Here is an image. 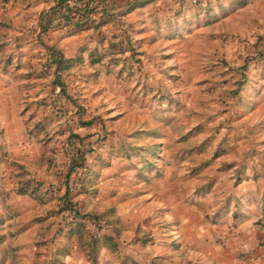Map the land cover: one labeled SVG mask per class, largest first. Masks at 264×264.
<instances>
[{"label": "crops", "instance_id": "0c3cea01", "mask_svg": "<svg viewBox=\"0 0 264 264\" xmlns=\"http://www.w3.org/2000/svg\"><path fill=\"white\" fill-rule=\"evenodd\" d=\"M118 1L123 3L128 0ZM244 1L240 4V0H155L127 13L126 23L111 22L101 29H88L70 34L67 27H58L56 20L45 27L46 22L42 21V17L53 4L52 0H0V120L3 125H14L15 119L10 120L6 113L17 109V93L31 88L27 81H38L34 85L40 82L48 84L49 91L45 88L39 93L41 96L51 92L52 76L45 70L48 45L60 48L68 57L84 56V68L70 73L67 80L70 91L79 95L83 105L88 106L85 86L90 80L98 77V73H92L96 71L95 66L100 67L101 64L104 68L99 77L104 79L112 76L119 81L120 89L123 87L122 83L128 81V76L132 74H119V67L114 64L106 66L109 64L106 60L92 64L90 47L97 46L99 50L105 51L116 43L127 48L129 32L136 50L140 52L141 60H144V56L154 53L158 47L167 43L170 45L175 41L170 37L171 34L167 37L172 39L164 41L165 32H170L172 28H180L183 27L182 24L192 22L193 26H187L194 32L191 35H197L196 31L201 30L209 31L211 35L218 26L221 30L224 28L226 21L223 19L229 14L231 7L232 10L239 8L236 13H243L255 6L264 7V0H252L254 3L251 0ZM44 4L46 6H43ZM257 11L255 13L259 15ZM218 21L220 24H217ZM197 22L200 24L196 25ZM43 27L46 29L40 33ZM251 28L253 33L248 37L253 43L251 47L255 48L257 45L259 49H264V25L253 24ZM124 55L128 56V50ZM125 90L128 92V88ZM247 91L242 90L241 110H244L245 105L251 106L246 107V112H242L238 124L240 133L232 141L236 142L238 151L226 152L212 158L203 171L197 169L196 165L192 166L197 157L192 151H174L173 155L185 159L186 166L178 164V161L173 166L166 165L157 170L159 175L154 177L151 183H144L141 179L148 168L143 167V162L140 163L142 166H136L133 163V154L128 157H124L123 153L114 156L110 165L102 168L97 183L98 193L94 198L96 210L103 211L110 205L115 206L124 229L114 237L116 248L109 245L102 247L100 264H264V157L253 150L264 138L260 129H257L264 115L260 111L264 98H261L263 93L258 91L253 96L250 95V104L246 97ZM36 107L42 110L41 116L50 114L46 107L42 108L43 105ZM63 107V116L59 118L54 115L61 126L67 124L69 129L72 128L81 134L90 132L83 129L92 127L95 121L92 125H80L76 113L77 106L68 101ZM83 113L81 118L87 120ZM30 117L25 120L26 128L28 123L37 119ZM154 129L160 132L161 128L155 126L152 130ZM26 130L31 139L42 143L36 137L30 136L28 129ZM140 136L150 143L146 142L148 149L142 147L139 152H135L137 156L140 154L139 159H146L149 152L160 155L162 146L159 144L162 142L156 141V138L163 137V134ZM250 143L251 153L248 151ZM153 146H158V151H153ZM112 148L117 147L110 149ZM93 153L94 160L91 163L97 161L95 152ZM206 157L203 159H207ZM214 159H218L219 168ZM42 161L43 152V164ZM15 164L12 183L8 187L10 194L4 196L8 204L11 203L16 208L20 206L23 210L33 207V212L32 230L29 231L27 241L21 242V239L25 238V232L16 233L17 258L14 264H43L53 252L43 249L42 246L37 247L40 223L35 218L42 214L43 206H52L41 205L31 194L16 191L18 174H21L22 179L27 178L20 172L21 169L26 171L25 165L20 162ZM49 171L53 175L51 181H55L52 169ZM136 171L140 173L137 174V180H134ZM207 173L211 176L198 182L197 174ZM5 207L8 210L7 205ZM51 217L49 223L54 220V216ZM49 235L50 232L47 237ZM8 239L10 237H2L0 241V264H10L5 255ZM73 239L72 249L65 256L63 264H93L80 246L78 236L75 235ZM38 250L41 253L38 254ZM245 253H254L256 259L244 258Z\"/></svg>", "mask_w": 264, "mask_h": 264}, {"label": "rangeland", "instance_id": "374dc122", "mask_svg": "<svg viewBox=\"0 0 264 264\" xmlns=\"http://www.w3.org/2000/svg\"><path fill=\"white\" fill-rule=\"evenodd\" d=\"M232 8L228 10L229 14L225 15L226 17L223 15L225 17L223 21H226L224 28L221 30L218 26L211 35L206 30L196 31L197 35H191L194 32L187 26H193L192 22H186L185 27L182 24L183 27L172 28L170 32L166 31L164 41L172 39L167 37L170 34L175 41H172L170 45L167 43L165 46L154 49V53L147 54L143 57L144 60L137 62L131 68L132 74L128 76V81L122 83L121 89L118 86L119 81L112 76L104 79L102 76L99 77L104 68L101 64L100 67L98 65L94 67L96 71L92 73H98V77L90 80L85 86L89 105L85 106L86 111L83 116L86 119L94 118L95 124L83 131L89 130L106 137L105 146L100 150L105 156L111 147H117L124 157H128V152L133 154V163L136 166H142L140 163L143 162V167L148 168L145 175L142 174L144 177L141 179L144 183H151L153 178L159 175L157 170L166 165L173 166L178 161V164L186 166L185 159L173 155L174 151L195 152L196 163L192 166L196 165L195 167L201 171L212 158L226 152L238 151L236 142L232 141L240 133L238 124H240L242 112H246L245 110H248L246 107L251 106L245 105L244 110H241L242 90H248L247 100H250L258 91L263 93L261 98H264V61L256 60L248 64L246 81L239 95L233 94L235 87L233 80L238 76L237 67L245 62L246 56L256 53V47H251L253 43L248 37L253 33L251 28L253 24L264 25V7H251L243 13H236L238 7L233 10ZM256 10L259 11V15L255 13ZM218 17L220 20L221 15ZM198 24L200 23L197 22L196 25ZM217 24H220V21ZM263 34L262 44L264 43ZM92 64L96 65V63ZM111 65L106 64L108 67ZM124 72L127 73L128 68ZM27 82L31 88L17 93V109L6 113L10 120L15 119L14 125H3L0 120V241L2 237L3 239L10 237L5 250L10 264H14L17 258L16 233L25 232V238L21 239V242L27 241L29 231L32 230L31 214L33 212V207L23 210L19 206L17 209L11 203L8 204L4 196L10 194L8 187L12 183V174L16 169L15 163L20 162L25 165L26 171L23 169L20 171L24 173L25 178L34 181L43 180L45 183L53 179L48 165L41 163L45 143L43 140L40 143L31 139L27 134L28 128L25 126V120L29 116L37 119L41 117L42 110H38L35 100L46 98L47 95L41 96L39 93L45 88L49 91V87L44 82L36 83L37 85L34 84L38 81ZM125 88H128V92ZM66 102L68 100L63 98L60 101L61 106ZM261 103L260 111L263 115V99ZM41 105H43L42 108L47 109L46 104ZM60 124L54 117L50 125L45 127L42 133L44 138L52 137L50 143H47L48 146L64 147V138L69 128L67 124L63 126ZM155 126L160 127L159 134H163V137L156 138V141L162 142L159 144L162 146L160 155L149 152L146 159H139L140 154L137 156L135 152H139L142 147L148 149L146 145L150 143L140 135L147 134L143 130H152ZM257 129H260L263 136L264 115ZM152 149L158 151L159 147L153 146ZM250 150H252V143L248 148L249 153H251ZM253 150L264 157V138ZM205 157L207 159H203ZM58 160L60 162L65 160L63 148ZM93 160L94 153H91L88 155V162L91 163ZM217 160L214 159V162L219 168ZM138 173L140 172H134L136 174L133 176L134 180H137ZM210 176V173L197 174V180L202 182V179L207 180ZM51 206L54 208V205L51 204ZM48 209H50L48 205L43 206L41 215H45ZM49 219L46 220V226L47 233L50 232V235L41 246L43 249L52 251L54 255L55 249L65 242L60 233L64 227L52 220L49 223Z\"/></svg>", "mask_w": 264, "mask_h": 264}, {"label": "trees", "instance_id": "16d2710c", "mask_svg": "<svg viewBox=\"0 0 264 264\" xmlns=\"http://www.w3.org/2000/svg\"><path fill=\"white\" fill-rule=\"evenodd\" d=\"M53 4L48 8L44 20L45 27L53 21H57L58 27H67L70 34L88 29H101L111 22L126 23L125 16L137 7L144 6L155 0H128L123 3L118 0H52ZM243 4L244 0H240ZM92 4V5H91ZM68 19L74 20L68 24ZM129 25V23H128ZM43 27L41 32L46 28ZM256 53L246 56L243 64L237 67L238 76L233 80L235 87L233 94L239 95L240 90L246 81V68L251 61L264 59V49L255 45ZM128 50V56L124 53ZM46 71L51 74V92L47 97L36 99L35 102L46 104L50 114H45L38 119L28 123V132L45 143L43 153V163L52 169L55 181L45 183L43 180L22 179L19 173L16 191L19 193H29L37 198L41 205L54 204V208L47 210L45 215H39L35 219L40 223L38 248L47 239L46 220L54 216L52 222H57L64 227L60 233L65 242L55 249V254L43 261V264H63L65 256L72 249L74 236H78L80 246L85 250L88 259L93 264H100V252L104 245L116 248L114 237L122 233L124 226L118 215L115 206L110 205L103 211H97L94 198L98 193L97 183L99 181L102 168L110 165L114 156L122 155L117 149H110L107 156L100 153L99 149L104 146L106 137L95 132L81 134L69 129L63 142L64 147L48 146L52 137L44 138L43 131L48 127L54 115L60 117L65 113L60 101L65 98L77 106L78 122L80 125H92V119H82L85 106L81 102L82 98L70 91L67 76L73 71L84 68V56H66L60 48L47 46ZM90 62L98 63L107 61L109 64L118 65V73L121 74L128 68V75L132 72L133 66L141 61L140 52L136 50L133 39L128 32V47H120L112 44L101 51L97 46L89 48ZM128 59V62H127ZM234 68V67H233ZM236 69V68H235ZM55 91V94H54ZM31 116L30 118H33ZM147 134H158L157 129L143 130ZM64 150L65 161L60 162L58 155ZM138 148H140L138 146ZM95 152V163L88 162V155ZM128 155L130 153L128 152ZM264 226V224H263ZM60 235V234H59ZM41 251L38 250V254Z\"/></svg>", "mask_w": 264, "mask_h": 264}, {"label": "built area", "instance_id": "2783aa9c", "mask_svg": "<svg viewBox=\"0 0 264 264\" xmlns=\"http://www.w3.org/2000/svg\"><path fill=\"white\" fill-rule=\"evenodd\" d=\"M92 5V4H91ZM68 24H72L73 22H74V20L72 21V19H68ZM243 257L244 258H250V259H252V260H255L256 259V255L254 254V253H250V254H243Z\"/></svg>", "mask_w": 264, "mask_h": 264}]
</instances>
